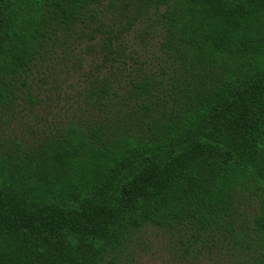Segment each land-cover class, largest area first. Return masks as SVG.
<instances>
[{
    "label": "trees",
    "instance_id": "obj_1",
    "mask_svg": "<svg viewBox=\"0 0 264 264\" xmlns=\"http://www.w3.org/2000/svg\"><path fill=\"white\" fill-rule=\"evenodd\" d=\"M82 45L83 105L0 143V264H264V0H0V119Z\"/></svg>",
    "mask_w": 264,
    "mask_h": 264
},
{
    "label": "rangeland",
    "instance_id": "obj_2",
    "mask_svg": "<svg viewBox=\"0 0 264 264\" xmlns=\"http://www.w3.org/2000/svg\"><path fill=\"white\" fill-rule=\"evenodd\" d=\"M87 47L82 45L75 51L76 59L51 63L49 68H41L30 79L31 93L36 99L35 106L24 98L15 110L8 111L0 119V143L12 141L38 140L50 131H56L64 121L74 115L79 105H83L86 89L96 85L95 77L107 72L102 68V56L98 48L89 55L84 54ZM62 56L61 53H59ZM100 65L99 67H97ZM143 245L142 264H180L165 241L149 235ZM212 257V258H211ZM199 264H224L222 259L210 253ZM191 264V263H185Z\"/></svg>",
    "mask_w": 264,
    "mask_h": 264
}]
</instances>
